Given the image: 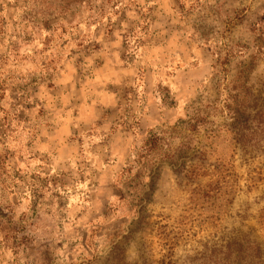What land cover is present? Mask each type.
<instances>
[{"label": "rangeland", "instance_id": "rangeland-1", "mask_svg": "<svg viewBox=\"0 0 264 264\" xmlns=\"http://www.w3.org/2000/svg\"><path fill=\"white\" fill-rule=\"evenodd\" d=\"M263 15L0 0V264H264Z\"/></svg>", "mask_w": 264, "mask_h": 264}, {"label": "trees", "instance_id": "trees-1", "mask_svg": "<svg viewBox=\"0 0 264 264\" xmlns=\"http://www.w3.org/2000/svg\"><path fill=\"white\" fill-rule=\"evenodd\" d=\"M252 31H253V34L264 37V15L261 18V20L253 26ZM232 100H233V102H235V105L237 106V104H239V102L241 101V94L236 92L234 94V97L232 98ZM249 102H250V100H249ZM243 111L244 110H242V112ZM233 112H234L232 115L233 117L231 118L232 127L235 126L236 124L243 123L248 119V118L246 120L244 119L245 118V116H244L245 111H244V113L239 114V109L237 108ZM259 114L262 115L260 112H259ZM156 140H157V136H155L151 133L149 138L147 139V142H150L152 145H155ZM227 248H228V245H227ZM216 252H218V251H216ZM216 252H213V254L207 258V260H208L207 262H209V264H228L227 261L225 260V258L221 259V258L217 257ZM199 264H205V263H199Z\"/></svg>", "mask_w": 264, "mask_h": 264}]
</instances>
